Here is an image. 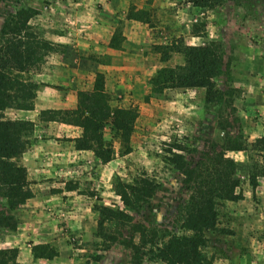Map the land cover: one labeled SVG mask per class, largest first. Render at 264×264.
<instances>
[{"label": "rangeland", "instance_id": "1", "mask_svg": "<svg viewBox=\"0 0 264 264\" xmlns=\"http://www.w3.org/2000/svg\"><path fill=\"white\" fill-rule=\"evenodd\" d=\"M79 1L0 0V31L6 17L23 7L38 12L30 21L34 29L43 33L55 31L71 18ZM103 1L107 0H83L88 8L101 7ZM117 1L129 5L127 15L141 8L148 18L144 30L153 28V34L143 35L135 42V50L124 49L126 53L133 51L135 57L129 59L126 54L120 59H125L127 67L131 62L140 63V72L132 79L135 87L129 83L130 74L116 80L102 74L110 107L134 109L137 113L129 143L132 154L122 155L113 130L104 126L102 134L112 145L115 156L105 177L106 186L101 184L103 196L99 197V190H92L96 199L82 206L75 232L53 209H46L48 223L45 221L42 225L49 226L52 221L53 227L61 231L59 236L67 249V262L63 264H131V251L124 244L130 239L127 233L124 232L121 241L106 251L95 237L100 219L94 206L119 204L112 190L117 179L131 182L141 174L154 179L159 188L135 216V221L148 231H155L159 239L181 233L183 207L189 190L182 176L162 160L168 145H180L186 149L187 161L197 163L206 153H211L213 143L216 151H221L228 140L250 145L264 137V98L256 96L264 90V0H221L218 5L207 8L194 7L193 0ZM151 35L153 42H149ZM210 42L218 45L222 54L221 71L213 82L220 101L207 104L204 89L165 90L158 95L150 92L149 81L159 69L183 64L182 54L176 52L178 49L205 46ZM81 92L89 91L82 89ZM253 153H226L237 164L235 177L239 180L242 199L236 203L225 202L219 207L220 227L231 232L219 237L242 249L241 258H245L247 264L264 261V179L259 178L254 189L249 185V157L259 159ZM3 209L4 202L0 198V211ZM20 211L14 212L18 223L23 221ZM6 236L0 228V249L7 247ZM134 241H137L136 236ZM233 252L238 250H231ZM140 264L162 263L144 257Z\"/></svg>", "mask_w": 264, "mask_h": 264}, {"label": "trees", "instance_id": "2", "mask_svg": "<svg viewBox=\"0 0 264 264\" xmlns=\"http://www.w3.org/2000/svg\"><path fill=\"white\" fill-rule=\"evenodd\" d=\"M220 2L193 0L192 4L197 8H207ZM37 15L35 9L23 7L6 17L0 31V198L4 202V209L0 211L1 229L15 230L18 222L14 212L33 197L20 158L29 145L28 137L34 124L10 120L4 112L8 109H33L40 86L33 80V71L58 48L30 24ZM127 17L148 24L142 10L129 12ZM112 40L114 43L116 36ZM176 52L182 54L183 64L159 69L149 81L150 92L158 95L165 90L204 89L207 104L220 101L213 84L223 63L218 45L210 42L205 46H183ZM136 118L134 109L110 107L109 97L104 91V76L98 73L94 76L92 89L78 93L76 109L39 113L40 121H55L80 128L81 136L74 140L75 149L91 152L102 164L112 161L115 156L112 145L104 139L102 128L110 126L120 142L122 155H126L131 152L129 143ZM216 149L213 143L211 153H206L197 163L187 161L186 149L180 145H168L164 150L163 162L182 176L189 190L183 207L181 233L166 239H159L155 231H148L135 221V216L157 192L158 183L143 174L135 176L131 182L117 179L112 190L119 204L94 206V212L100 219L95 237L100 239L102 250L106 251L120 242L125 232L130 236L124 244L131 251V264H140L144 257L162 264H213L219 259H231L236 253L242 256V249L219 237L220 234H231L220 227L219 207L225 202L236 203L242 199L238 191L239 180L235 177L237 164L226 153L254 152V156L259 158L249 157V185L254 189L258 179H264V137L257 138L250 145L228 140L221 151ZM233 249L238 252L231 253ZM31 252L35 259L51 260L57 256L50 245H34ZM16 257L17 249H0V264H16Z\"/></svg>", "mask_w": 264, "mask_h": 264}, {"label": "crops", "instance_id": "3", "mask_svg": "<svg viewBox=\"0 0 264 264\" xmlns=\"http://www.w3.org/2000/svg\"><path fill=\"white\" fill-rule=\"evenodd\" d=\"M128 8V4L117 0L103 1L101 7L88 8V4L80 0L69 20L55 31L44 32V38L58 45L59 49L49 53L33 71V80L40 84L33 109L4 112L10 120L34 124L32 136L28 138L29 145L20 158L33 197L17 209L21 210L23 221L16 229H2L7 233V247L2 249H17L16 264L67 262V249L59 236L61 231L53 227L52 221L49 226L42 225L45 221L48 223L46 209H53L75 232L82 206L96 199L92 190H99V197L103 196L101 184L106 186L105 177L112 161L102 164L91 152L77 151L74 140L81 136V129L55 121H40L39 113L76 109L78 93L82 89H92L97 73L114 80L130 74L129 83L135 87L132 79L140 72V63L131 62L127 67L125 59H120L126 54L129 59L135 57L133 51L126 53L124 49L131 47L135 50V42H139L143 35L153 34V28L144 30L148 24L128 18ZM149 42H153L152 35ZM256 96L264 98V90ZM39 244L50 245L57 256L51 260L33 258L31 249ZM213 264H247V260L237 255V258L219 259ZM252 264H264V261H253Z\"/></svg>", "mask_w": 264, "mask_h": 264}]
</instances>
